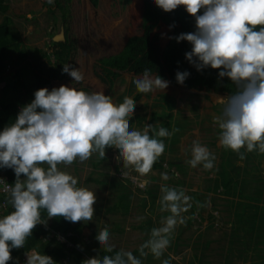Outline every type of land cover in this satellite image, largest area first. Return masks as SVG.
Listing matches in <instances>:
<instances>
[{
	"label": "clouds",
	"instance_id": "1",
	"mask_svg": "<svg viewBox=\"0 0 264 264\" xmlns=\"http://www.w3.org/2000/svg\"><path fill=\"white\" fill-rule=\"evenodd\" d=\"M47 3L53 4L54 0ZM155 3L166 12L180 5L186 7L195 17L196 30L170 38L191 43L192 49L185 55L197 70L221 69L219 77H229L236 85L234 94L222 101V114L214 117L220 130V144L237 152L240 160L246 158L245 152L240 151L245 146L246 152L258 150L264 154V0H155ZM201 9L203 13L198 14ZM62 71L73 78L71 86L36 90L35 98L21 107L15 121L0 131V169H12L15 173L13 184L0 177V190L13 209L0 216V264L13 259V249L25 247L39 224L47 226L48 220L55 217L73 223L93 220L96 189L78 187L77 178L66 170L77 158L83 163L97 152L103 160L106 149L115 147L119 149L116 159L117 163L122 161L123 178L131 172L147 176L165 151L166 144L161 138L170 139L180 131L153 124H145L142 130H130L136 107L134 98L125 96L117 104L104 89L85 90L81 67L65 63ZM189 75L187 71H178L176 79L183 84ZM133 83L138 92L145 94L164 91L170 84L159 75L153 76L148 68ZM216 159L207 146L196 140L187 163L192 168L202 165L205 170H212ZM161 177L165 181L170 179L166 172ZM160 191L159 210L170 214L162 219L161 226L152 228L150 238L139 247L140 257L146 258L151 253L160 259L170 247L177 227L188 219L184 213L193 206L192 197L182 187L162 184ZM196 203L198 208L207 206ZM96 240L108 254L98 253L82 264H143L132 251L115 250L108 227L99 229ZM25 255L26 264H57L52 256L36 249ZM162 264H169V260Z\"/></svg>",
	"mask_w": 264,
	"mask_h": 264
},
{
	"label": "rangeland",
	"instance_id": "2",
	"mask_svg": "<svg viewBox=\"0 0 264 264\" xmlns=\"http://www.w3.org/2000/svg\"><path fill=\"white\" fill-rule=\"evenodd\" d=\"M9 2L11 5L8 12L13 11L12 15L16 19L13 24L14 32L20 34L21 45L35 52L37 56L41 50L36 47L46 48L50 50L49 52L53 50L51 36L54 32H58L57 30L64 23L65 37L72 41L68 64L79 68L80 63L85 67L83 83L88 87L92 85L93 79H100L99 58L118 53L130 36L143 32L142 16L145 0H97L96 2L59 0V3L54 0L53 4L47 3V0H9ZM51 7H56V14L49 10ZM24 15L30 19L26 20ZM170 26L164 21H159L155 27V30L161 34L160 42L163 46L172 35ZM138 76L142 74L124 71L117 78L113 92L108 91L107 85L106 88L104 86L105 94L111 95L115 103L119 101L122 103L125 96L133 98L138 94L133 83ZM63 78L71 86L73 78L67 73ZM166 80L170 82L169 79ZM15 94H13L14 99L19 97ZM227 95V93L198 90L170 82L169 87L164 91L141 93L134 99L136 107L132 117L134 120H130V130H142L145 124L165 127L169 131L173 127L180 129L170 139L161 138L166 144L163 155L158 158L161 160V166L157 169L152 168L147 176L131 172L129 180L122 179L124 182L119 184L118 181L113 182L112 175L115 172L121 175L122 167V161L117 163L119 149L115 147L106 149V155H111L109 156L111 160L109 164H105L106 166L104 162L96 166L89 158L83 163L73 162L66 169L77 178L78 182H81L80 187L88 188L87 184H89L90 189H96L97 202L93 205L95 209L93 220L87 223L75 222L82 226L85 236H88L91 244L87 249L93 251V256L102 253L96 236L99 229L104 227L109 228L112 240L119 247L128 251H131L130 248H137L145 233L133 226L141 220L138 219V215L142 213L145 216L143 221H147L146 217L151 218L152 228L161 226L162 219L167 216L166 212L159 210L161 185H178L177 181L185 177L184 182L179 186H182L190 197V192H196L207 206L197 211L193 210V215H191L193 207L184 213L188 219L177 227L169 251L167 250L169 252L167 256L164 254L160 259H156L151 253L146 258L140 257L138 251L133 254L140 257L143 264H162L164 260H169V264H264V220L260 218V215H263L264 219V154L258 150L246 152L245 146L240 151L245 152L246 158L240 160L237 152L220 144V130L214 117L222 114V101L226 100ZM22 96L27 99L25 95ZM153 111L160 113L155 119H152ZM168 112L172 113L169 118L166 114ZM167 119L171 123H165ZM196 140L216 155L215 167L212 170H205L202 165L192 168L187 163L192 158L193 141ZM92 156H98V153L94 152ZM178 158L179 163L175 162ZM221 164L224 169H233L227 174L234 192H225L215 187L224 171ZM58 167L63 168V165ZM73 167H78V171H73ZM91 171L95 176L99 173L102 177L108 178L107 184L103 183L102 186V183L94 182L92 186V181L86 183V177ZM165 172L170 177L167 181L161 177ZM183 172L186 175H183ZM141 183L151 184L150 191L140 189ZM122 191L136 197L138 207L131 211L115 207L116 210L109 211L108 206L114 202L115 205L118 203L117 195ZM154 192L158 193L157 196L153 194ZM143 197L148 198L144 209L140 204ZM253 222H255L254 227ZM117 224L124 229L123 232L118 229ZM193 234L197 236L194 244L190 242ZM67 245L70 246L68 242ZM176 246L179 248L178 251H174Z\"/></svg>",
	"mask_w": 264,
	"mask_h": 264
},
{
	"label": "trees",
	"instance_id": "3",
	"mask_svg": "<svg viewBox=\"0 0 264 264\" xmlns=\"http://www.w3.org/2000/svg\"><path fill=\"white\" fill-rule=\"evenodd\" d=\"M55 2L59 3V0H55ZM10 5L11 4L9 0H0V10L2 12H6ZM49 10L56 14V7H51ZM202 13L203 9H201L200 13L198 14ZM12 20L13 19L11 17L5 16L3 21L0 22V73H3L6 69L4 54H6L7 49L11 45H14L18 50L21 51V49H19L18 35L14 32L10 23ZM159 21H164L167 24L175 25L174 27H172L171 37L178 36L180 33L194 32L196 30L195 17L186 11V7L184 5H180L177 9L171 12H166L162 8L157 6L155 0H145L142 16L143 32L130 36L126 42V45L120 52L112 55L103 56L101 59H99L98 63L101 68L99 76L108 86L109 92H113L117 78L120 77L124 71H129L134 74H143L144 69L148 68L151 70L152 74L159 75L163 79H169L170 82L173 84H180L176 79V73L178 71H187L190 73V75L185 79L183 85L188 88H194L198 90L205 89L207 91H214L217 93H227V96L234 94V92L237 90L236 85L229 77H219V72L221 69H213L211 67H207L203 70H197V68L188 61L185 54L186 52H189L192 49V45L190 42L186 40L177 42L176 39L169 38L167 43L163 46L160 42L161 34L159 31L155 30V27L157 26ZM53 44V50L49 53L44 50V55L48 56L49 58L53 57L55 61L51 62L50 65H47L44 62L40 63L38 71L36 72V77L34 78L35 80L33 82H30L29 84L30 86L28 88V91L31 95L29 101L26 102L25 105L30 103L35 98L33 96H35L34 93L36 90L46 87L45 84L50 82L52 78L60 77L65 74L62 69L64 67V64L68 63V58L72 50V41L70 40V38L60 41L53 40ZM98 63L96 62V65ZM19 83L22 84L23 82ZM85 90L88 91L91 89L86 86ZM140 95L141 93L138 92V94H136L133 98H138ZM3 96H5V93L3 94ZM15 102V100L11 102V104L14 103L11 107H7L6 104H8V102L3 104V111L0 112V131H2L4 127L8 126L9 124L15 121L19 113V108L17 107V104H15ZM119 103L121 102L119 101L117 104ZM158 114L160 113H158L157 111H153L152 119L157 118ZM166 114L168 118L172 116L171 112H168ZM131 119L134 120V118ZM184 121H186V119ZM166 122L171 123V121L168 119L167 121H165V123ZM210 142L211 141H209L208 143ZM212 142L214 144L215 139L212 140ZM109 156L111 155H106V158L103 160L99 159L98 156H91L90 159L92 163H94L96 166L100 163L102 164V162H104L103 164L104 166H106L105 164H109L111 160ZM74 162L80 163L79 159H76ZM175 162L179 163V158ZM44 166L47 167V165ZM160 166L161 160L157 159L156 163H154L153 165V168L157 169L160 168ZM221 166L222 170H224L225 172H222V178L220 182L218 181L215 184V187L218 190H224L225 192H234V190H232V183L230 182V178L227 174L233 169H224L223 164H221ZM78 169V167H73V171L75 172H77ZM0 170H2L8 176L9 181H11L12 184L15 182V173L12 169ZM107 175L108 173H106L105 176ZM183 175L186 174L183 172ZM75 176L78 177V175ZM86 179V183L92 181V186H94V182L102 183L103 186V183L107 184L106 180L108 178L102 177V175L99 173L97 174V176H95L93 174V171H91L87 175ZM111 179L113 182L118 181L117 184H119V182H124L123 180L125 179L129 180L130 177L123 178L121 175L115 172L112 175ZM183 179H185V177H183ZM183 179H179L177 183L181 184L182 182H184ZM80 183L81 182L79 181L78 187H80ZM179 184H174V186L182 187L179 186ZM87 185L89 188V184ZM150 185L151 184H147L143 188L140 187V189H144L143 191H150ZM190 193L191 197H193V202L191 201L193 204L191 215H193V210L197 211L198 209L203 208H198L196 202H200L201 204H204V202L201 200L200 195H197L196 192ZM153 194L157 196L156 194L158 193L154 192ZM102 195L103 194H101V196ZM117 197L119 198L118 203L116 205L115 202L113 204H110L108 206L109 211L116 210L115 207H119L124 211H131L134 208L138 207V201H135L136 197H132L126 192H120ZM5 198H7L6 194L4 192L0 193V199ZM147 203L148 198L143 197L140 203L143 209ZM11 211H13V209L11 205H8L4 209L3 213L0 214V216L7 215ZM166 214L169 215L170 213L166 212ZM42 215L46 217L47 214L43 213ZM138 216L143 217V219L145 217L144 215H142V213H140V215ZM260 218L262 219V221L264 220L263 215H260ZM143 219H141L139 223L133 224L135 228H139L145 231V233L142 236V239L140 240L139 246H137V248H130L132 252H139V247L150 238L151 232H149V230H152L153 227L152 222H150L151 218L148 219V217H146L147 221H143ZM104 223L106 224V222ZM47 224H49L50 228L63 231L64 235L69 239V241H71L72 244L68 246L67 241L58 239L56 233H54V235L50 238H44L43 236L48 235L50 230H48L44 224H39L33 230L32 236L26 240L25 247L12 250L13 259L10 260L8 264H19L22 254L32 249H36L41 254H47L52 256L53 259L57 262V264H80L85 259L89 258V256L87 257L86 255V249L87 246L91 244V242L90 240H88V236L86 237L85 233H83L84 230L82 229V226L79 223L76 224L67 221L63 217H55L48 220ZM254 226L255 222H253V227ZM117 227L121 232L124 231L120 224H117ZM146 231L148 233H146ZM196 237V234H193L190 239V242L194 244ZM112 242L114 243L113 240ZM114 244L116 245L115 250H119L121 248L117 245L116 242ZM187 244H189V242H187ZM177 247L178 246L174 247L175 250H173L178 251L179 248ZM168 251L164 253L166 254V256L169 253ZM105 254L108 253H105L103 250L102 253H100L101 256Z\"/></svg>",
	"mask_w": 264,
	"mask_h": 264
},
{
	"label": "crops",
	"instance_id": "4",
	"mask_svg": "<svg viewBox=\"0 0 264 264\" xmlns=\"http://www.w3.org/2000/svg\"><path fill=\"white\" fill-rule=\"evenodd\" d=\"M93 1L96 2L97 0L96 1L93 0ZM8 9H9V7H8ZM8 9L6 12H2L0 10V22L3 21L5 16L11 17L13 20L10 23H11L12 29L14 30L15 27H13V24H14V22H16V19H15V16L12 15L13 11L8 12ZM15 14L21 15L20 13H15ZM24 16H25L26 20L30 19V17L28 18L26 15H24ZM62 24H64V23H62ZM60 28H59V30H60ZM59 30H57V31L59 32ZM56 33L57 32H54L51 36V38H52L51 43L53 45V48H54L53 40H55L53 38V35H55ZM17 35H18V40H19L18 41L19 42V49H21V51L18 50L16 48V46L11 45L7 49L6 54H4L6 69L4 70L3 73H0V112L3 111V104L8 102V104H6L7 107H11L14 104V103L11 104V102H13L14 100L16 101L15 104H17V107L19 108V111H20L21 107L24 106L25 103L29 101V98L31 95V94H29V91H28V88L30 86L29 84H30V82H33L35 80L34 78L36 77V72L38 71L40 63L44 62L45 64L50 65L51 62L55 61L53 57L49 58L48 56L44 55V50L47 51L48 53L50 51V50L48 51L46 48L42 49V48L36 47V49L41 50V53H39L38 56L34 54L35 52L29 51L28 49H25V46L23 44L21 45V43H20L21 42L20 34H17ZM125 45H126V43H125ZM113 54H115V53H113ZM110 55H112V54H110ZM101 58L102 57H100L99 59H101ZM92 65H93V62H92ZM79 67H81L82 70L85 72V67L82 64L79 63ZM65 74H63V76ZM63 76L52 78L50 82L45 84V86L47 88H49V90H51L53 87H59V86L64 85V84L69 85V83L63 78ZM99 78H100L99 80H95V79L92 80V82H91L92 85H90V87H89L91 90L104 89V86L106 84L101 79L100 76H99ZM19 82H23V83L21 84ZM106 87L107 86H105V88ZM4 93H5V96H3ZM15 93L19 95V97L16 99L13 98V94H15ZM22 95H25L27 97V99L24 98ZM33 97H35V96H33ZM86 250H87L86 251L87 257L88 256H89V258L93 257V251L91 252V251H89V249H86ZM25 253L22 254V257L19 261V264H26L27 257L25 255ZM80 264H82V262Z\"/></svg>",
	"mask_w": 264,
	"mask_h": 264
},
{
	"label": "built area",
	"instance_id": "5",
	"mask_svg": "<svg viewBox=\"0 0 264 264\" xmlns=\"http://www.w3.org/2000/svg\"><path fill=\"white\" fill-rule=\"evenodd\" d=\"M0 177H3L5 180V183H9V184H12L11 181H9V178L8 176L0 171ZM3 191L0 190V193H2ZM9 204H7V198L5 199H0V214L3 213L4 209L8 206ZM46 228L48 230H50L49 234L48 235H44L43 237L44 238H50L54 235V233L57 234V238L58 239H61V240H64V241H67L69 244H72L71 241H69V239L64 235L63 231H59V230H56L54 228H50L49 224H47Z\"/></svg>",
	"mask_w": 264,
	"mask_h": 264
},
{
	"label": "water",
	"instance_id": "6",
	"mask_svg": "<svg viewBox=\"0 0 264 264\" xmlns=\"http://www.w3.org/2000/svg\"><path fill=\"white\" fill-rule=\"evenodd\" d=\"M54 39L57 40V41L65 40L66 39V37H65V27H64V24L61 25V28H60L59 32H57L54 35Z\"/></svg>",
	"mask_w": 264,
	"mask_h": 264
}]
</instances>
